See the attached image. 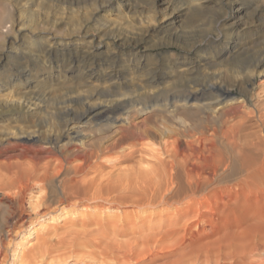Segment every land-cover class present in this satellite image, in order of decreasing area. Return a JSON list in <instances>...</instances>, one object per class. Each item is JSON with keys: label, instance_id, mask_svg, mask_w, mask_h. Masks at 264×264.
<instances>
[{"label": "rangeland", "instance_id": "1", "mask_svg": "<svg viewBox=\"0 0 264 264\" xmlns=\"http://www.w3.org/2000/svg\"><path fill=\"white\" fill-rule=\"evenodd\" d=\"M18 20L21 23L16 29L23 30L21 40L25 38L26 42H29L26 36L31 28L41 35L47 34L45 32L50 30L57 31L62 36L57 34L59 45L53 44L52 49L40 46L36 61L31 58L32 56L30 57V67L36 66L38 73L31 77L34 81L28 88V97L36 98L32 101L41 108L38 115L35 118H27L25 110H20L17 105L9 108L0 106L1 115L7 116L0 119L4 121L0 126V138L11 131L19 130L26 132L39 130L43 133L65 118L61 114L64 109L72 108L79 111L83 103L87 102L86 98H90L88 102L97 104L105 101L106 96L113 94L115 90V93H134L136 94L134 96L147 95L148 91H153L161 96L158 97L161 101L165 89L180 91L189 86L209 85L216 82L226 85L234 78L253 74L251 98H242L236 88L231 93V96L238 97L237 102L232 103V106H239L240 111L233 123H238L239 120L245 122L241 121L244 124L241 126L245 127L241 129L246 130H241V133L247 134L250 144L249 148L245 149L247 150L245 159L251 169L248 176L233 175L230 180V183H233H229L230 196L226 194L219 197L202 196L199 203L190 205L191 209L188 213L182 211L180 208L183 206L178 204L143 210L126 207L129 210L124 208V212L139 214L138 219L125 218L127 230L134 234L116 235L115 239L125 244L128 237L139 242L142 241V237L148 236L150 240L154 238L148 243L149 247L139 245L144 247L143 250L146 247H148L146 249L153 248L150 249V254L146 255L147 258L144 256L143 260L126 261L125 264L137 262V264H167L175 261L173 258L177 259L178 255L188 254L186 253L188 250L193 254L198 252L197 256L198 258L202 256V260L203 257L215 255L219 258H217L218 264L264 263V0H0V35L2 36H0L2 38H0V77L4 81L3 74L14 68L19 58L8 62L9 55H2L3 48L15 49V46L8 44L4 47V42L1 40L11 26L15 27ZM23 21L25 24H22ZM64 32L67 34L70 32L72 36L69 42L61 44L59 41L63 39ZM12 35L10 37H13ZM226 48L230 51V59L228 57L222 65L220 59L226 57L227 51H224ZM22 50L26 53L28 46L23 44ZM46 51L50 53V64L47 63L49 62L46 60L47 57L43 56ZM83 54H88L92 59L89 61L90 65L88 63L85 67L82 64L66 63L68 57L78 55L81 58ZM59 61H63L62 66ZM111 63L115 67L113 76L116 80H112L114 82L101 80L109 75L107 72L108 68L112 67L109 66ZM98 64L101 66L98 67ZM205 65L210 66L207 67L208 70ZM9 90H14L13 86ZM96 93L102 94L100 98H97ZM3 94L5 91L0 89V96ZM241 111L246 118H243ZM91 133L87 132L88 139L92 136ZM159 142L156 138L147 139L138 143L133 151L125 147L119 153L105 157L106 160L105 158L99 160L96 172L99 167L100 170L98 169L97 176L113 182L114 178L121 177L120 179L124 178L123 180L127 182L129 180V184L133 185L137 182L135 188L131 185L130 188L127 182L128 185L123 180L116 181L125 187L121 193L119 192L120 195L123 194L122 196L128 193L136 196L151 192L153 194L151 180L155 175L154 162L166 160L161 144L163 141L160 144ZM250 164L257 166V169ZM97 173L94 172L95 175ZM94 174L91 172L87 178L97 177ZM109 174L114 177L110 179ZM128 174L133 178L131 179ZM241 177L243 179L247 177L246 182L242 180L246 184L241 181ZM120 183L118 185H121ZM127 187L129 192L125 190ZM115 195H112L113 198ZM4 209L0 205V215L5 212ZM193 210L196 212L194 213ZM179 212L182 214L180 215ZM115 215L120 217L119 220L122 219L120 222H124L123 215L119 213ZM116 216L113 220L116 218L117 221L114 222H119ZM69 218L56 224L61 225L58 227V233L70 225ZM75 220L80 225L81 217ZM43 224L53 226L51 222L48 225ZM78 224L73 229L78 230L79 228H75L79 227ZM107 232L97 234V239L96 235L90 237L89 241H92L88 243L99 244L98 238L112 234L111 229ZM90 248L98 250L101 245ZM140 248L138 250H141ZM183 250L186 252L184 253ZM124 251L121 249L120 253ZM217 252L219 253L213 254ZM211 264L215 262L212 261Z\"/></svg>", "mask_w": 264, "mask_h": 264}, {"label": "bare ground", "instance_id": "2", "mask_svg": "<svg viewBox=\"0 0 264 264\" xmlns=\"http://www.w3.org/2000/svg\"><path fill=\"white\" fill-rule=\"evenodd\" d=\"M20 23L21 21L18 20L15 27L11 26L1 40L4 42V47L8 44L15 46V49L3 48L2 55H9L8 62L16 60L17 57L19 59H17L14 68L6 71L8 75L3 74L5 81L0 77V89L5 91V94L0 96V106L9 108L12 105H17L20 110H25L27 118H35L41 108L35 101H32L36 98L28 97V88L34 81V78L31 79V77L37 75L38 69L36 66L30 67V57L32 56L31 58L35 61L38 59L40 46L48 49H52L53 44L58 46L56 39L58 33L49 30L45 32L47 34L41 35L31 28L27 31L26 36L29 42H26L25 38L21 40L23 30L16 29ZM22 24L25 22L23 21ZM64 33L63 39L59 41L61 44L69 42L72 36L70 32ZM11 34L13 37H10ZM23 44L28 46L26 53L22 50ZM224 51H227V48ZM214 52L216 51L214 50ZM225 55V58L220 59L222 65L228 57L230 59V51H227ZM43 56L47 57L46 60L49 61L47 63L50 64V53L46 51ZM90 60L92 59L88 54H83L81 58L78 55L77 57H68L66 63L85 66ZM100 64L98 67L101 66ZM110 65L112 66V63ZM60 66L58 65L57 68ZM108 69L109 75L105 77L106 79L101 80L107 82L116 80L113 76L115 67L112 66ZM191 71L193 70L191 69ZM184 73L186 74V72ZM253 78L252 74L234 78L231 83H226V85L216 82L209 85L197 84L180 91L165 89L162 92L164 97L162 96L163 100L161 101V98L158 100V97L161 96L153 91H148L147 95L134 96L136 95L134 93H115L114 89L113 94H106L108 100L93 104L88 102L90 101L88 97L86 98L87 102L83 103L79 111L72 110V108L64 109L61 114L65 118L43 133L39 130L5 132L7 134L1 135L2 138H0V205L5 208V212L0 215V264H125L126 261L143 260L144 256L147 258L146 255L153 248H150L151 250L146 248L150 246L148 243L154 239L153 237L152 240L148 236L142 237L141 243L137 239L131 238L130 240L128 237V240L126 237L128 242L126 240L125 244H121V241L118 242L117 238L115 239L116 235L132 234L133 232L127 230L126 219L134 220L139 217V214L124 212V208L143 210L157 206L171 207L178 204L183 206L180 208L182 211L188 213L191 209L190 205L199 203L202 196L229 195V185L233 183H230L233 175L248 176L251 172L245 159V152H247L245 149L250 144L247 134L243 133L244 136L241 133V130H244L241 129L244 127L241 124L244 125L245 122L239 120L238 123H233L240 111L239 106H232V103L237 102L238 97L231 96V93L236 88L242 98H251ZM11 86L14 90H9ZM101 95L96 93L97 98H100ZM242 114L244 113L242 112ZM242 116L246 118L245 115ZM2 118H7V116L0 113V119ZM1 122L4 121L0 120V126L3 124ZM89 131L94 134L93 136L91 133L90 139L87 138ZM151 138L158 139L159 144L163 141L161 144L166 156L164 158L166 160L154 162L155 173L153 169L152 171L155 175L151 180L152 188H154L153 194L151 192L147 195H139V197L128 193L122 196L123 194L120 195V193L125 187L116 181H121L124 178L120 179V177V180L114 178L113 182L97 176V172L100 170L99 167L96 172L99 160L117 154L125 147H129L133 151L138 143ZM130 155L128 154V156ZM121 161L123 160L121 159ZM254 168L257 169V166ZM91 172L97 173L94 174L97 177L88 179ZM128 176L130 175L128 174ZM149 178L151 179V177ZM245 179L242 178L241 181H245ZM241 181L239 182L241 183ZM124 182L126 184L127 181ZM119 183L121 185H118ZM127 183L129 184V180ZM130 185L135 188L137 182L136 185L130 183L129 187L131 188ZM125 190H128V187ZM132 191L134 190H130V192ZM114 193L120 196H116ZM122 193L125 192L122 191ZM112 195H115L114 198ZM115 213L123 215L124 219L127 218L124 222H120L122 219L119 220L120 217ZM115 216L118 217L119 222H114L117 221L116 218L113 220ZM80 217L79 225L75 219ZM67 218L70 219V225L66 224L68 227L61 229L62 232L58 233V227L61 225L56 224ZM49 222L53 224L52 227L43 224L47 223L48 225ZM76 224L79 225V227H75L79 228L78 230L73 229ZM110 229L112 234H107L106 237L99 236V244L88 243L92 241H89L90 237L96 235L97 239V234H105ZM123 241L125 240L123 239ZM97 245H101V248L91 250L90 247ZM139 245L149 246L143 250L144 247ZM138 247H142L141 250H138ZM121 249L125 251L120 253ZM186 253L188 254L178 255L177 259L173 258L175 261L167 264H211L212 261L218 264L219 258L215 255H213L214 257H211L212 255L207 258L203 257V260L205 259L203 261L202 256L198 258V252L194 253L196 256L189 250ZM152 256L154 255L152 254Z\"/></svg>", "mask_w": 264, "mask_h": 264}]
</instances>
